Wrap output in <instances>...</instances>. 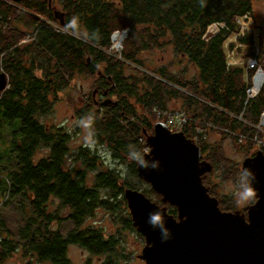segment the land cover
Wrapping results in <instances>:
<instances>
[{
	"label": "trees",
	"instance_id": "obj_1",
	"mask_svg": "<svg viewBox=\"0 0 264 264\" xmlns=\"http://www.w3.org/2000/svg\"><path fill=\"white\" fill-rule=\"evenodd\" d=\"M59 2L66 12L57 10L56 16L46 13L43 0L35 2V8L25 2L14 7L0 0V74L6 73L8 84L0 90V141L6 143L7 154L6 162L0 163V202L3 199L8 204L18 199L26 221L19 230L20 242L10 236L1 221L8 235L0 238V259L21 247L40 261L73 264L67 247L76 244L99 255L98 264H128L120 230L85 225V221L99 208H123V228L134 229L124 190L137 189L149 198L150 194L158 195L137 175L136 160L129 165L128 175L142 179V187L119 171L98 169L100 156L90 146L80 145L70 151V132L62 125L48 126L39 117L47 113L76 73H99V99L94 98L93 91L77 114L91 126L98 142L107 144L114 160L120 161L132 152L143 153L147 147L145 134H152L153 124L159 121L156 113L177 110L173 107L177 100L187 114L201 122L210 121V127H217L222 133L249 131L253 135L254 127L244 121L258 123L264 110V82L255 96L248 97V72L243 65L230 64L226 54L231 46L243 55L245 46L247 55L256 61L264 58L263 48L258 52L261 44L257 45L251 31L239 34L237 19L251 15L252 0ZM27 8L46 15V20L28 13ZM19 22L24 29L18 26ZM213 24L216 30L206 36ZM117 30H126V35L120 51L113 52L111 35ZM24 33L31 39L20 42ZM231 35L236 36L235 44L239 43L236 47L226 43ZM166 46H171L178 61L191 64L195 74L183 78L170 72L167 65L147 69L142 52ZM178 88L188 94L183 95ZM193 93L210 104L195 99ZM109 94L115 96L114 100L109 99ZM182 132L191 139L187 129ZM3 134L6 139H2ZM196 144L201 159L215 163L213 153ZM3 155L0 153V158ZM68 155L72 158L69 165ZM209 177L210 173H204L202 182L207 184ZM54 199L58 200L57 206L50 209ZM167 211L177 214L172 205H167ZM64 219L74 224L65 235L47 228L46 224ZM38 220L45 223L43 230V225L33 228Z\"/></svg>",
	"mask_w": 264,
	"mask_h": 264
},
{
	"label": "water",
	"instance_id": "obj_2",
	"mask_svg": "<svg viewBox=\"0 0 264 264\" xmlns=\"http://www.w3.org/2000/svg\"><path fill=\"white\" fill-rule=\"evenodd\" d=\"M55 15L59 16L57 11ZM5 83L0 74V90ZM145 137L150 152L144 159L149 167L138 164L137 175L161 196L162 203L174 206L177 214L169 213L166 205L160 206L140 190H124L132 225L144 237L139 258L145 264H264L263 151L258 149L242 161V168L254 173L253 186L258 193L245 215L222 210L208 193L201 176L210 172L212 165L201 159L200 147L191 139L182 132H169L160 121ZM151 162H158V167L152 168ZM155 214L161 220L153 225L150 217Z\"/></svg>",
	"mask_w": 264,
	"mask_h": 264
},
{
	"label": "rangeland",
	"instance_id": "obj_3",
	"mask_svg": "<svg viewBox=\"0 0 264 264\" xmlns=\"http://www.w3.org/2000/svg\"><path fill=\"white\" fill-rule=\"evenodd\" d=\"M55 1L56 3H60L59 0ZM25 11H27L28 13H34L33 15H37L40 20H46V15H42L33 9L27 8L25 9ZM47 21L50 22L51 20ZM237 22H239L240 25L239 34L251 31V33L255 36L257 45L258 43L261 44L258 45V52H261L262 47L264 54V0H252L251 15L237 19ZM51 23L52 22H50V24ZM18 26L24 29L20 22L18 23ZM53 27H56V25H53ZM215 30L216 24L209 26L206 30V36H209ZM235 38V35H231L230 38L226 40V43H228L229 46L231 43H234V47H236L237 45H239V43L235 44ZM30 39V35L28 33H24L20 39V42H27ZM230 47L228 49L225 48L227 59L230 64L243 65L245 72H248V74L252 73L256 68H261L262 70H264V58L261 61H254V56H249L247 55L248 53L245 52V46H243V55L240 54L238 48L233 50ZM1 57L2 56L0 55V58ZM142 57L145 59L144 66L149 70H154L155 67L161 65H167V69L170 72L176 73L183 78L195 74V68L191 64L187 63L185 60L178 61L179 58L175 56L171 46H166L161 50L151 49L149 51L142 52ZM251 62H253L252 66H250ZM131 70H133V68ZM1 74L5 76V84H7L6 73L3 72ZM98 76L99 73L98 75L96 73L93 75L76 73L70 81L69 85L64 87L58 93L57 100L52 102V105L47 113L39 117V119L46 123L48 126L62 125L66 130L70 132L72 136L70 151H74L77 146L80 145L90 146L91 149L100 156L99 160L101 161V164L98 165V169L104 171L107 169H113L115 171H119V173L123 174V176L125 175L127 180L131 181L132 183H140L142 187V184H144L142 179L128 175V172L130 171L129 165L131 163H134L135 161L131 158V154L127 155L120 161L114 160L111 156V151L109 150L107 144L99 143L92 133L91 126L87 122L83 121L82 118H80L77 114V109H80L87 104L89 99L92 97L93 91H95L96 88L98 89V92L93 96L95 99H99L101 90L97 87ZM178 90L183 95L188 94L187 90H183L182 88H178ZM194 95L196 96H193L195 97V99L208 104V102L202 99L200 96L196 94ZM107 96L111 100H114L115 98V96L111 94ZM180 106H182L180 100H177L173 105L174 108H178ZM190 110L192 111L194 110V108ZM151 118L152 120L155 119V117L153 118L152 115ZM237 118L241 119V117ZM244 123L254 127L255 132L253 133V135H251L249 131L245 133L236 132L234 133V135L236 136L235 138L234 135L222 133L217 127H210V121H206L201 124L202 126L209 127V129L206 130L204 138H201L198 143L200 144V146H205V151L210 150L208 153H213L212 159L215 160L214 171L205 173H210L209 180L206 181L208 185V191L210 194L216 196V198L220 200V204L223 206L222 210H224L225 208V210L227 211L239 210V212H243L247 209V206L251 204L248 203L239 205L237 203L239 177L242 169V161L245 156L247 154H253L257 149H259L261 147V144H259L260 141L264 142V128L259 130L258 128L253 126L254 124L249 121H244ZM221 128L223 129L222 131L226 130L230 133L227 128ZM147 134L151 135V133ZM249 135H251L250 138H247L246 136ZM3 138L6 139L7 136L5 137V135L3 134L2 139ZM5 139L3 141H5ZM5 145L6 143L4 144L0 141V153H4V155L0 158V163H5V160L7 159V154H5L6 151L4 150ZM42 152H40L38 155L42 154ZM71 162L72 158L68 155L66 157V164L69 165ZM157 195L158 196H156L154 193L150 194V199H152L160 206L166 205L167 207V205L169 204L162 203L160 201L161 196L159 194ZM17 200L18 199H13L8 204H4L3 199L0 202V238L8 235V233H5L4 228H2L1 226V221H4L5 228L10 233V236L13 237L16 242H20L22 241V239L19 237V230L22 226L25 225L26 221L21 213L19 205L20 203H17ZM57 203L58 200H52L50 202V209H54L57 206ZM59 209H62L61 206ZM62 213H64L65 215V210L64 212L62 210ZM123 213V208L116 209L114 211H108L104 208H99L91 217H89L85 221V225L101 226L109 231L120 230V236L122 240L121 243L123 245L122 248L125 252H127L129 256L128 264H145L144 260H142L138 256L141 253V249L144 245V237L142 236V234L136 231L135 227L134 229L123 228L125 227L122 221ZM44 224V222H39L38 220L33 228H36L38 225H43L41 227V230H43ZM46 225L47 228L52 231H58L61 235H65L68 231L74 228L73 222L69 219L50 222ZM67 255L73 264H98L100 261L99 255L93 254L85 248H82L76 244H70L67 247ZM0 264L51 263L49 261H40L36 257H33V255H29L28 253H26L21 247H19L16 251H13L3 259H0Z\"/></svg>",
	"mask_w": 264,
	"mask_h": 264
},
{
	"label": "built area",
	"instance_id": "obj_4",
	"mask_svg": "<svg viewBox=\"0 0 264 264\" xmlns=\"http://www.w3.org/2000/svg\"><path fill=\"white\" fill-rule=\"evenodd\" d=\"M114 34H120V35H122V38H123V37H125V32H124V30H120V31L117 30V31H114L111 35L112 44H111L110 50L113 52H116V51L119 52L121 49V48H119V46L122 42V38H121V40L119 39L118 43L116 44L114 41H112V36ZM121 47H122V44H121ZM254 61H256V60L254 59ZM252 65H253V62L250 63V66H252ZM263 78H264V70H262L261 68L254 69L253 72L251 73V75L246 74V83H247L246 94L248 97H253L259 92V90H260V88L264 82ZM262 80H263V82H262ZM257 81H259V83L256 85ZM261 82H262V84H261ZM263 117H264V110L261 112L258 123L253 125L256 128H258L259 130L264 128V118ZM156 118L160 122L164 123L167 130H169L170 132H180V131L187 129V131L190 135V138L193 141H195L196 143H198L201 138H204L205 132L207 130L206 129L207 127H205V126L202 127V125H201V123H203L205 121L201 122V120L194 119L193 116L187 114L185 109H177V110L171 111L169 113L157 112ZM143 140H145V142H146V137ZM259 144H261L260 148H264V142L263 141H260ZM145 148L149 149L148 145ZM145 148H143V151Z\"/></svg>",
	"mask_w": 264,
	"mask_h": 264
},
{
	"label": "clouds",
	"instance_id": "obj_5",
	"mask_svg": "<svg viewBox=\"0 0 264 264\" xmlns=\"http://www.w3.org/2000/svg\"><path fill=\"white\" fill-rule=\"evenodd\" d=\"M150 152V149L145 148L143 153L132 152L131 158L136 160L141 167L148 168L149 161L144 159V154ZM152 168L158 167V162H151ZM256 177L249 169L242 168L239 177V191L237 193V203L239 205L255 203L258 197L257 190L253 186V182ZM161 216L159 214L152 215L150 217V223L153 225L159 223ZM165 238H167V230H165Z\"/></svg>",
	"mask_w": 264,
	"mask_h": 264
},
{
	"label": "flooded vegetation",
	"instance_id": "obj_6",
	"mask_svg": "<svg viewBox=\"0 0 264 264\" xmlns=\"http://www.w3.org/2000/svg\"><path fill=\"white\" fill-rule=\"evenodd\" d=\"M4 1H7V3H9V4H11V5H13L14 7H19V3L20 2H25L28 6H31V8H35V7H37V4L35 3V2H37V1H39V0H20V1H13V0H4ZM44 2H46V7H47V10H45L46 11V13L47 14H54L55 15V12L57 11V10H60V11H62V12H64L65 10H63V8H62V5L60 4V3H56V1L55 0H50V2L48 1V0H43ZM66 12V11H65ZM98 92V89L96 88V90H95V92H94V94H96ZM101 94H99V96H100ZM263 149L264 148H260L259 150H262L263 151ZM264 153V152H263ZM253 156V155H252ZM202 160H205V161H208V160H206V159H202ZM208 162H210L211 163V165H212V169H211V171H214V163H212L211 161H208ZM202 177V176H201ZM203 183V182H202ZM203 185L207 188V191H208V185L207 184H204L203 183ZM208 193H209V191H208ZM210 194V193H209ZM211 195V194H210ZM212 196V195H211ZM213 197H215V196H213ZM216 198V197H215ZM217 199V198H216ZM218 200V199H217ZM219 202V201H218ZM252 204V203H251ZM218 205H219V203H218ZM236 211H239V210H236ZM246 211H247V209L246 210H244L243 211V213L246 215Z\"/></svg>",
	"mask_w": 264,
	"mask_h": 264
},
{
	"label": "bare ground",
	"instance_id": "obj_7",
	"mask_svg": "<svg viewBox=\"0 0 264 264\" xmlns=\"http://www.w3.org/2000/svg\"><path fill=\"white\" fill-rule=\"evenodd\" d=\"M124 32H125V35H126V30H124ZM121 38H122V35H120V34H114L113 36H112V41H114L116 44L118 43V40L120 39L121 40ZM123 39V38H122ZM125 39V38H124ZM122 44V43H121ZM121 44H120V46H121ZM120 46H119V48H120ZM263 80H264V78H263ZM263 80H262V82H263ZM262 82H261V84H262ZM259 83V81H257V83H256V85ZM264 118V117H263ZM169 131V130H168ZM170 132V131H169ZM180 132H182V131H180ZM171 133H175V132H171ZM183 133V132H182ZM184 134V133H183ZM193 141V140H192ZM195 144H196V142L195 141H193Z\"/></svg>",
	"mask_w": 264,
	"mask_h": 264
},
{
	"label": "crops",
	"instance_id": "obj_8",
	"mask_svg": "<svg viewBox=\"0 0 264 264\" xmlns=\"http://www.w3.org/2000/svg\"><path fill=\"white\" fill-rule=\"evenodd\" d=\"M175 109H182V108H179V107H178V108H175Z\"/></svg>",
	"mask_w": 264,
	"mask_h": 264
}]
</instances>
